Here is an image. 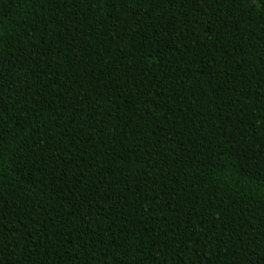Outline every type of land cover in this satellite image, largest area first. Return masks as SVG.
Instances as JSON below:
<instances>
[{
	"label": "trees",
	"instance_id": "trees-1",
	"mask_svg": "<svg viewBox=\"0 0 264 264\" xmlns=\"http://www.w3.org/2000/svg\"><path fill=\"white\" fill-rule=\"evenodd\" d=\"M0 264H264V0H0Z\"/></svg>",
	"mask_w": 264,
	"mask_h": 264
}]
</instances>
